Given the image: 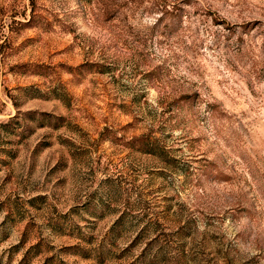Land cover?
Listing matches in <instances>:
<instances>
[{
    "label": "rangeland",
    "instance_id": "374dc122",
    "mask_svg": "<svg viewBox=\"0 0 264 264\" xmlns=\"http://www.w3.org/2000/svg\"><path fill=\"white\" fill-rule=\"evenodd\" d=\"M0 264H264V0H0Z\"/></svg>",
    "mask_w": 264,
    "mask_h": 264
}]
</instances>
